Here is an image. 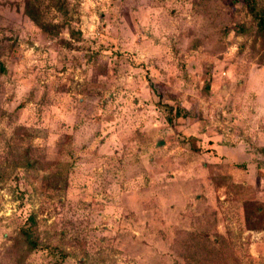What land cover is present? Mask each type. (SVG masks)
I'll return each instance as SVG.
<instances>
[{"label": "rangeland", "instance_id": "rangeland-1", "mask_svg": "<svg viewBox=\"0 0 264 264\" xmlns=\"http://www.w3.org/2000/svg\"><path fill=\"white\" fill-rule=\"evenodd\" d=\"M65 2L35 3L44 29L0 0V264H56L19 244L29 216L60 264H264L243 0Z\"/></svg>", "mask_w": 264, "mask_h": 264}, {"label": "trees", "instance_id": "trees-1", "mask_svg": "<svg viewBox=\"0 0 264 264\" xmlns=\"http://www.w3.org/2000/svg\"><path fill=\"white\" fill-rule=\"evenodd\" d=\"M41 0H25V10L29 16L42 28L48 29L51 27V22L44 20L42 11L39 9L38 3ZM38 2L37 4H35ZM47 5L54 8L62 17L68 16L67 4L65 0H46ZM243 6L246 14L251 19V25L245 22L236 26V32L240 35H248L250 37L264 36V0H243ZM67 19V18H66ZM17 239L19 244L25 246L29 251L47 252L48 255H53L56 264L65 256L61 253L56 254L59 250L55 246L43 244L39 241L36 234L35 222L32 216H29L24 224L19 228Z\"/></svg>", "mask_w": 264, "mask_h": 264}]
</instances>
